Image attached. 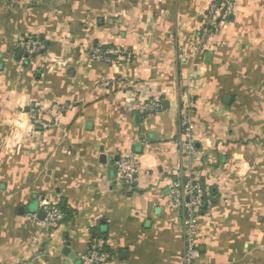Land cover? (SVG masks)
Returning <instances> with one entry per match:
<instances>
[{
  "label": "crops",
  "instance_id": "obj_1",
  "mask_svg": "<svg viewBox=\"0 0 264 264\" xmlns=\"http://www.w3.org/2000/svg\"><path fill=\"white\" fill-rule=\"evenodd\" d=\"M213 3L233 10L201 41ZM28 39L44 50L27 60ZM94 47L132 58L96 61ZM150 98L162 110L145 118L138 109ZM190 100L196 152L186 160L175 142ZM62 106L49 129L29 111L46 123ZM129 151L139 174L123 184L116 163ZM190 171L207 190L197 264H264V0L0 6V264H80L96 237L107 264H182L170 192ZM44 202L70 219L47 223Z\"/></svg>",
  "mask_w": 264,
  "mask_h": 264
},
{
  "label": "built area",
  "instance_id": "obj_2",
  "mask_svg": "<svg viewBox=\"0 0 264 264\" xmlns=\"http://www.w3.org/2000/svg\"><path fill=\"white\" fill-rule=\"evenodd\" d=\"M233 5L225 3L219 5L213 3L205 14V24L203 25L199 39L204 41L213 36L226 23L232 13ZM22 50L26 54L27 60L39 55L44 50L43 44L38 40L28 39L22 41ZM89 55L93 60L103 61L108 64L121 59L131 61V55L119 50H104L100 47H94L89 50ZM111 82L104 81L100 84L103 90L109 89ZM192 100V99H191ZM190 100L189 109L182 114L179 120V135L175 146L179 150L183 159H192L195 152L196 133L191 121L193 112V102ZM66 106L59 107L48 122L43 121V115L40 111L30 108L29 111L33 116L34 123L39 124L44 129H49L52 125L59 122L60 118L66 111ZM162 110V103L155 98L147 99L140 104L139 113L145 118L154 115ZM139 174V161L132 151L124 154L116 163V178L120 183L133 184L137 182ZM170 197L173 207L178 211L184 228L182 233L184 252L182 255V264H197L196 254L198 249L197 237L199 234V216L205 207L207 199V190L200 179V176L193 172L179 173L177 180L171 187ZM43 211L46 214L45 221L50 224L58 225L64 215L57 205H51L44 202ZM38 220L37 216H33ZM111 259V253L107 249V243L103 238H94L86 255L81 258V264H107Z\"/></svg>",
  "mask_w": 264,
  "mask_h": 264
},
{
  "label": "trees",
  "instance_id": "obj_3",
  "mask_svg": "<svg viewBox=\"0 0 264 264\" xmlns=\"http://www.w3.org/2000/svg\"><path fill=\"white\" fill-rule=\"evenodd\" d=\"M3 5H6V6H11L12 5V0H0V6H3ZM41 54V53H40ZM59 209L62 211L63 215H64V219L61 223H64L66 221H68L70 219V214L66 211V209L64 208H60Z\"/></svg>",
  "mask_w": 264,
  "mask_h": 264
},
{
  "label": "water",
  "instance_id": "obj_4",
  "mask_svg": "<svg viewBox=\"0 0 264 264\" xmlns=\"http://www.w3.org/2000/svg\"><path fill=\"white\" fill-rule=\"evenodd\" d=\"M21 55H22V53H20L19 54V59H20V57H21ZM225 101H227V98L225 99ZM137 122H139V115H137ZM102 153H103V151H102ZM102 161L105 163L106 162V159H105V156L104 155H102ZM42 214V218H44V216H45V214H43V213H41ZM72 259H76V257H74V255H72ZM80 264H81V262H80Z\"/></svg>",
  "mask_w": 264,
  "mask_h": 264
},
{
  "label": "rangeland",
  "instance_id": "obj_5",
  "mask_svg": "<svg viewBox=\"0 0 264 264\" xmlns=\"http://www.w3.org/2000/svg\"><path fill=\"white\" fill-rule=\"evenodd\" d=\"M31 40V39H30ZM32 108V107H29V109Z\"/></svg>",
  "mask_w": 264,
  "mask_h": 264
}]
</instances>
